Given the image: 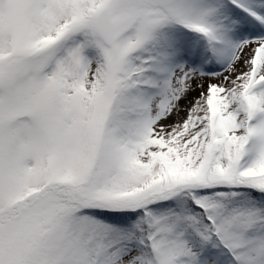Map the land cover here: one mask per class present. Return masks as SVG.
<instances>
[{
	"label": "snow or ice",
	"instance_id": "snow-or-ice-1",
	"mask_svg": "<svg viewBox=\"0 0 264 264\" xmlns=\"http://www.w3.org/2000/svg\"><path fill=\"white\" fill-rule=\"evenodd\" d=\"M0 264H264V0H0Z\"/></svg>",
	"mask_w": 264,
	"mask_h": 264
}]
</instances>
